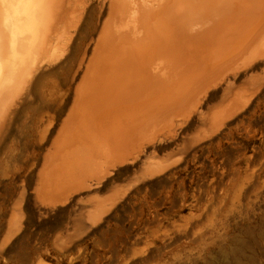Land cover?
I'll list each match as a JSON object with an SVG mask.
<instances>
[{
	"label": "bare ground",
	"instance_id": "6f19581e",
	"mask_svg": "<svg viewBox=\"0 0 264 264\" xmlns=\"http://www.w3.org/2000/svg\"><path fill=\"white\" fill-rule=\"evenodd\" d=\"M260 57L264 0H0V151L30 115L47 142L33 197L63 202L172 139L229 71ZM226 109L199 113L217 132L237 112Z\"/></svg>",
	"mask_w": 264,
	"mask_h": 264
},
{
	"label": "rangeland",
	"instance_id": "374dc122",
	"mask_svg": "<svg viewBox=\"0 0 264 264\" xmlns=\"http://www.w3.org/2000/svg\"><path fill=\"white\" fill-rule=\"evenodd\" d=\"M227 74L199 110L249 100L219 131L195 111L172 139L53 205L32 192L46 139L20 115L0 151V264H264V57Z\"/></svg>",
	"mask_w": 264,
	"mask_h": 264
}]
</instances>
